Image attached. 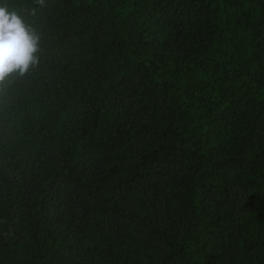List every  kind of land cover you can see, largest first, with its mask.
Returning <instances> with one entry per match:
<instances>
[{
  "label": "trees",
  "instance_id": "obj_1",
  "mask_svg": "<svg viewBox=\"0 0 264 264\" xmlns=\"http://www.w3.org/2000/svg\"><path fill=\"white\" fill-rule=\"evenodd\" d=\"M0 6V264H264V0Z\"/></svg>",
  "mask_w": 264,
  "mask_h": 264
},
{
  "label": "clouds",
  "instance_id": "obj_2",
  "mask_svg": "<svg viewBox=\"0 0 264 264\" xmlns=\"http://www.w3.org/2000/svg\"><path fill=\"white\" fill-rule=\"evenodd\" d=\"M40 38L24 19L0 6V84L13 73L21 76L39 62Z\"/></svg>",
  "mask_w": 264,
  "mask_h": 264
}]
</instances>
